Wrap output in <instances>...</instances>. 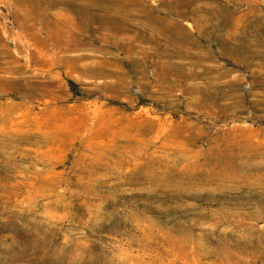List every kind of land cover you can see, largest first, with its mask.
I'll list each match as a JSON object with an SVG mask.
<instances>
[{"label": "rangeland", "instance_id": "374dc122", "mask_svg": "<svg viewBox=\"0 0 264 264\" xmlns=\"http://www.w3.org/2000/svg\"><path fill=\"white\" fill-rule=\"evenodd\" d=\"M0 264H264V0H0Z\"/></svg>", "mask_w": 264, "mask_h": 264}]
</instances>
